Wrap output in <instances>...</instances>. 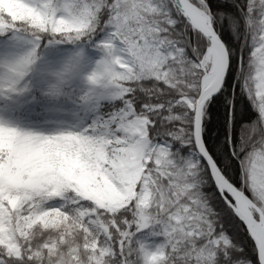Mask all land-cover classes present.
<instances>
[{
  "label": "snow or ice",
  "instance_id": "snow-or-ice-1",
  "mask_svg": "<svg viewBox=\"0 0 264 264\" xmlns=\"http://www.w3.org/2000/svg\"><path fill=\"white\" fill-rule=\"evenodd\" d=\"M0 264H264V0H0Z\"/></svg>",
  "mask_w": 264,
  "mask_h": 264
}]
</instances>
